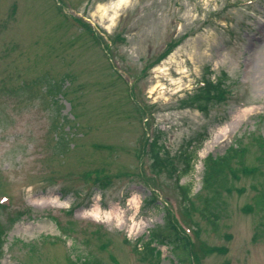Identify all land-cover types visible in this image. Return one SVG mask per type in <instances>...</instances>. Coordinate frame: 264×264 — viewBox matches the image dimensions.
I'll return each mask as SVG.
<instances>
[{
  "label": "rangeland",
  "instance_id": "374dc122",
  "mask_svg": "<svg viewBox=\"0 0 264 264\" xmlns=\"http://www.w3.org/2000/svg\"><path fill=\"white\" fill-rule=\"evenodd\" d=\"M118 1L0 0V264H264V0ZM203 79L226 87L205 111L182 103ZM150 125L177 171L193 155L186 204Z\"/></svg>",
  "mask_w": 264,
  "mask_h": 264
},
{
  "label": "trees",
  "instance_id": "16d2710c",
  "mask_svg": "<svg viewBox=\"0 0 264 264\" xmlns=\"http://www.w3.org/2000/svg\"><path fill=\"white\" fill-rule=\"evenodd\" d=\"M81 21V19H80ZM83 24L85 22L81 21ZM87 24V23H86ZM226 94V87L222 85V83H215L212 80H208L205 86L199 87L194 91L193 94H189L185 99L182 100V103L187 104L189 106H197L200 109H207L209 105H211L214 100L224 98ZM163 132L161 130L156 129L155 136L153 141L151 142V145H149V155L151 158L150 166L153 172H160L165 169L170 171H175V168L172 165V157L169 155L163 144L160 142V138L162 137ZM237 150H235V153ZM226 155L221 158H212L209 157L207 160V174L205 177V188L211 189L214 188L216 183L220 180V177L222 176V169L221 166L228 165L229 160ZM231 158V157H230ZM189 158L186 155V162L187 165L184 167L183 172L187 171L190 167V162H188ZM229 166V165H228ZM180 179V176H178ZM182 194L187 199L189 192L188 188H185L182 186ZM157 196L152 193L147 198V204H155L156 203ZM264 198L263 195L259 196L257 200V205L259 207L264 206ZM211 203V201H210ZM209 204V202H208ZM210 213V212H209ZM208 214V213H207ZM212 213H210V216L208 214V217H210L211 220L213 218L211 217ZM214 223L215 219H214ZM162 226V230L159 234L160 238H162V242L168 243L174 247L176 250H182L187 257L185 259H188L191 261L193 255H192V242L188 237L183 235L177 225L175 224L173 218L167 217L165 219V223ZM217 227V225H214ZM150 243V242H149ZM147 243V245L149 244ZM136 251H139V248L136 247ZM192 255V256H191ZM190 257V259L188 258ZM83 263L88 264V262L84 261ZM98 264V263H97ZM228 264V263H227Z\"/></svg>",
  "mask_w": 264,
  "mask_h": 264
},
{
  "label": "bare ground",
  "instance_id": "6f19581e",
  "mask_svg": "<svg viewBox=\"0 0 264 264\" xmlns=\"http://www.w3.org/2000/svg\"><path fill=\"white\" fill-rule=\"evenodd\" d=\"M124 1H125V0H119L117 5H118V6H121V4H122Z\"/></svg>",
  "mask_w": 264,
  "mask_h": 264
}]
</instances>
